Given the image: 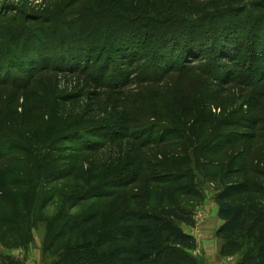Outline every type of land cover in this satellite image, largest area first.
<instances>
[{
    "label": "rangeland",
    "instance_id": "obj_1",
    "mask_svg": "<svg viewBox=\"0 0 264 264\" xmlns=\"http://www.w3.org/2000/svg\"><path fill=\"white\" fill-rule=\"evenodd\" d=\"M4 120L0 175L56 198L0 264H54L71 218L114 230L167 207L197 243L172 248L181 264H242L256 236L218 235V196L250 182L264 201V0H0Z\"/></svg>",
    "mask_w": 264,
    "mask_h": 264
},
{
    "label": "trees",
    "instance_id": "obj_2",
    "mask_svg": "<svg viewBox=\"0 0 264 264\" xmlns=\"http://www.w3.org/2000/svg\"><path fill=\"white\" fill-rule=\"evenodd\" d=\"M213 52H216L214 58L230 57L228 50ZM189 54L193 55V52ZM34 76L35 74L32 77ZM4 122L5 120L0 122V129L8 131L11 123ZM5 147L2 145L0 150ZM19 147L24 149L21 145ZM24 147L26 151L30 149ZM48 151L51 152L50 148ZM7 158L8 156L0 154V163L4 164L5 161L12 164V160L9 162ZM51 162L56 163V159L53 158ZM10 172L11 168L7 166L0 175V240L5 246L18 248L29 243L30 232L36 221L34 210L37 208V202L50 204L56 195L49 198L47 183L51 180L41 176L26 179ZM55 176L52 174L48 179ZM56 177H59L55 178L56 182H61L65 178L60 179V174ZM41 188L43 189L40 191ZM56 189L53 186L51 192ZM258 192L256 186L249 182L232 184L218 196L220 216L224 221L218 235L226 239L246 233L256 236L257 253L248 255L242 264H264V201ZM255 195L258 198L243 202L248 196L250 199V196ZM46 205H42L41 209ZM186 214H188L186 210L177 207L164 208L158 215L136 212L132 217L134 225L131 228L116 226L114 230H106V226L109 225L107 221L93 222L97 217H85L82 220L85 222L78 224L77 219L71 218L72 216L61 214L59 218L70 217L67 223L77 224L75 227L76 229L79 227V232L76 234L73 231L74 227L70 228L67 223L65 224L69 229L64 230L67 231L64 235L58 234L56 238L59 239L60 235L63 238L68 237V250L54 264H181L171 252L172 248L194 249L197 246L192 235L186 234L173 224L190 223V218Z\"/></svg>",
    "mask_w": 264,
    "mask_h": 264
}]
</instances>
